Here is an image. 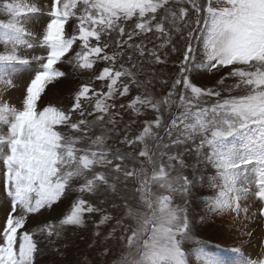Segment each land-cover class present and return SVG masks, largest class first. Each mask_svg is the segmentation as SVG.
<instances>
[{"label": "snow or ice", "instance_id": "obj_1", "mask_svg": "<svg viewBox=\"0 0 264 264\" xmlns=\"http://www.w3.org/2000/svg\"><path fill=\"white\" fill-rule=\"evenodd\" d=\"M44 255L264 264V0H0V264Z\"/></svg>", "mask_w": 264, "mask_h": 264}, {"label": "rangeland", "instance_id": "obj_2", "mask_svg": "<svg viewBox=\"0 0 264 264\" xmlns=\"http://www.w3.org/2000/svg\"><path fill=\"white\" fill-rule=\"evenodd\" d=\"M169 67H171V65H169ZM164 71L166 72L167 69H164ZM55 93L59 94L61 89L57 88L53 90ZM189 160H194L193 157H189ZM203 171V169H201ZM197 211H200V209H196ZM220 223L223 224V227L225 229V232L223 234H218L216 231H214L211 228H206L203 230L202 234L205 236L206 241L210 240L212 243L216 244V245H220L222 247L226 246V247H231L236 243V239L234 236H229L228 235V231H230V225H228L226 222H219L217 224V227L220 226ZM92 226H89L88 230H84V231H77L76 233H70V236L72 238V240L78 244V245H83L85 243V241H87L91 235H92ZM261 235V232L259 229H257L256 232V237L257 239H259ZM255 243V241H254ZM53 257H51L50 255H44L41 256L39 258V264H51Z\"/></svg>", "mask_w": 264, "mask_h": 264}]
</instances>
